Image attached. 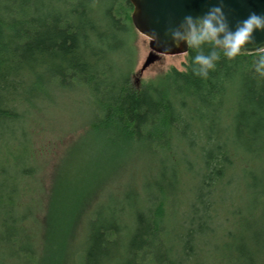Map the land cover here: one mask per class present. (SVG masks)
<instances>
[{"label": "trees", "instance_id": "trees-1", "mask_svg": "<svg viewBox=\"0 0 264 264\" xmlns=\"http://www.w3.org/2000/svg\"><path fill=\"white\" fill-rule=\"evenodd\" d=\"M131 13L0 0V264H264V51L191 38L138 83ZM76 103L104 165L75 141L45 186L41 141Z\"/></svg>", "mask_w": 264, "mask_h": 264}, {"label": "water", "instance_id": "water-1", "mask_svg": "<svg viewBox=\"0 0 264 264\" xmlns=\"http://www.w3.org/2000/svg\"><path fill=\"white\" fill-rule=\"evenodd\" d=\"M132 6L131 23L138 35L148 40L149 52L141 63L139 74L164 56L184 55L192 33L199 30L208 14L226 25L220 33L237 30L252 13L264 16V0H128ZM219 9V11H217ZM214 42V41H213ZM215 46L223 51L222 44ZM264 51V27L254 31L237 55Z\"/></svg>", "mask_w": 264, "mask_h": 264}, {"label": "rangeland", "instance_id": "rangeland-1", "mask_svg": "<svg viewBox=\"0 0 264 264\" xmlns=\"http://www.w3.org/2000/svg\"><path fill=\"white\" fill-rule=\"evenodd\" d=\"M136 46L137 64L135 67V76L138 83L142 80L153 77L158 72L166 70L170 67L180 69L182 67V63L184 62L182 57L183 55L164 56L139 74L141 63L149 52L148 40L138 35ZM68 108L69 110H67ZM86 114L87 110L85 106L80 103H76L73 106H63L58 111L59 118L56 120V126H53L54 129H51V131L46 133L43 142L41 141L42 144L45 143V145H48V151L43 153L44 159L49 162V168L45 173V186L50 185V182L52 183V176L56 165L59 166L58 163H60L63 158L68 160L72 156L68 150L69 146H71L75 141L76 143L72 148L73 152H76L77 155L81 154L79 157H84V162H86L87 165L88 163L90 166L99 165L97 168L91 167L93 170L97 172L99 168L104 165L103 159L100 160L97 150L93 145H90L91 140L89 138L86 139L85 137H82L85 132L84 127L82 125L79 126V124L75 122V119L79 121L80 117L82 115L85 117ZM95 159L97 162L94 161ZM57 175L59 176V174ZM231 198H233V196H231ZM75 217L76 214H73L70 220H73Z\"/></svg>", "mask_w": 264, "mask_h": 264}, {"label": "clouds", "instance_id": "clouds-1", "mask_svg": "<svg viewBox=\"0 0 264 264\" xmlns=\"http://www.w3.org/2000/svg\"><path fill=\"white\" fill-rule=\"evenodd\" d=\"M219 11V9H217ZM264 27V16L252 13L244 20L242 25L234 32H228L222 38L219 34L225 31L226 25L218 20L214 14H208L202 18L199 30L192 33V40L199 43L202 40L214 41L217 44H222L226 49V56L234 57L242 49V47L253 38L254 31ZM264 57V55H261ZM196 59L200 62L202 72L205 76L208 74V69L214 67L212 59L207 56H197ZM257 71H261L258 67Z\"/></svg>", "mask_w": 264, "mask_h": 264}]
</instances>
